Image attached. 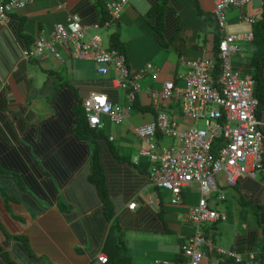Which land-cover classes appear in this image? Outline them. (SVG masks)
<instances>
[{
  "label": "crops",
  "instance_id": "obj_1",
  "mask_svg": "<svg viewBox=\"0 0 264 264\" xmlns=\"http://www.w3.org/2000/svg\"><path fill=\"white\" fill-rule=\"evenodd\" d=\"M214 2L129 0L118 23L109 25L103 0H36L0 23V164L7 173L0 186L9 197L8 208H0V264H101L98 256L107 257L106 264L183 260L182 248L194 231L188 210L198 199L186 203L188 188L182 203L172 206L150 183L152 164L146 158L134 162L144 147L134 128L151 123L160 111L182 121L179 103L162 102L158 92L166 81L183 86L180 77L197 60L218 63L221 37ZM263 13L264 0L229 8L227 33L252 32L253 24L243 20L258 21ZM71 15L84 26L100 25V37L105 34L108 46L125 55L130 69L150 64L156 75L146 74L136 89L122 90L114 85L112 71L101 75L97 63L74 59L63 48L62 63L48 53L40 60L22 58L42 32L48 38L54 25ZM112 37L119 48L112 46ZM234 45L242 61L235 70L252 72L251 41ZM92 93L106 95L125 117L119 125L103 118L104 127L94 138L82 106ZM259 122L264 130V110ZM41 144L47 146L44 152H38ZM221 175L209 198L221 219L202 227L212 247H202V264H264L262 177L239 178L229 187ZM29 182L39 188L38 197L30 193ZM225 188L231 189L228 195L220 191ZM218 193L224 200L215 199ZM149 197L155 206L147 203ZM223 202L224 212L219 209ZM132 203L136 207L129 210ZM17 237L28 242L29 250ZM218 249L233 251L241 262L219 256Z\"/></svg>",
  "mask_w": 264,
  "mask_h": 264
},
{
  "label": "built area",
  "instance_id": "obj_2",
  "mask_svg": "<svg viewBox=\"0 0 264 264\" xmlns=\"http://www.w3.org/2000/svg\"><path fill=\"white\" fill-rule=\"evenodd\" d=\"M36 0H3L0 2V23H5L10 16L23 10ZM108 13V24L116 25L122 10L129 0H103ZM256 0H215L213 16L220 33L218 45V63L211 65L204 60L189 64L190 71L180 79L183 86H176L173 81H166L158 92L162 102L175 101L183 121H178L171 114L160 111L148 124L134 128L135 135L144 144L134 158H146L151 164L150 183L169 194L168 202L172 206L182 203L183 191L196 186L200 197L188 210V221L194 229L193 235L182 248L183 260L178 264H202V247H212L206 240L202 227L221 219L209 206L211 194H216V176L225 175L226 185L233 187L239 178L256 179L264 176L263 136L259 129L262 125L257 119L258 102L254 96V81L251 73H240L233 69L231 58L239 49L237 41H251L252 32L243 35H229L226 31V10L240 9ZM250 25L254 20H243ZM98 24L84 26L76 15L67 18L66 23L55 24L49 37L42 32L34 41L33 48L22 52L24 60H40L45 53L63 62L58 48L78 60L92 61L98 64L97 72L115 74L114 85L122 90L136 89L137 82L146 74L156 75L152 65L133 71L127 65L125 55L115 48L104 49L98 34ZM132 96V95H131ZM84 114L90 128L103 129L101 116H106L113 125L124 122L122 109L110 102L106 95L92 93L83 101ZM186 121L190 127L181 132L179 129ZM203 122L204 128H197ZM233 123L235 126L233 127ZM165 137L177 141V147L161 148L158 142ZM264 188V178L260 181ZM216 200H224L218 193ZM150 206H155L152 197L147 199ZM135 203L128 209L134 210ZM221 257L241 262V257L233 251L217 250ZM101 264H106L107 257L98 256ZM155 264H172L169 261L156 260Z\"/></svg>",
  "mask_w": 264,
  "mask_h": 264
},
{
  "label": "trees",
  "instance_id": "obj_3",
  "mask_svg": "<svg viewBox=\"0 0 264 264\" xmlns=\"http://www.w3.org/2000/svg\"><path fill=\"white\" fill-rule=\"evenodd\" d=\"M252 34H253V39L251 41V49H252L251 54L252 55H251L250 59H251V65L254 68V70L250 73L252 75V79H253L254 84H255L254 96L258 102L256 116H257V119L259 120V116L261 115V111L264 110V75H263L264 64L262 63L264 60V13L261 15V18L258 21H254ZM111 42H112L113 47L119 48L118 41H117L116 37H112ZM217 50H218V45H217ZM261 74H262V76H261ZM83 112H84V110H83ZM84 117H85V114H84ZM180 117H182L181 114H180ZM182 121H183V119H182ZM86 125H87V130H88L89 126H88L87 122H86ZM261 127H262V125L259 127V129H260L262 136H263V145H264V130ZM89 131L93 137L95 135V133L98 131V129L89 128ZM99 135L100 134H98L97 137ZM92 142H94V141H92ZM46 149H47L46 144H41V146H39L38 152H40V151L44 152ZM51 159H54V158H51ZM52 163L53 162L50 161L49 164L52 165ZM263 168H264V158H263ZM56 169H58L56 171H58L59 174L61 172H63L59 168H56ZM3 173H6V172L3 171L2 164H0V178H2ZM15 177H16V179H19L18 176H15ZM262 178H264V176ZM28 185H30V187L34 189V191L36 192L37 195L40 194L39 188L35 189L34 186H32V184L30 182L28 183ZM47 189L49 192H51V187L49 185H47ZM41 195L44 196V194H41ZM7 198L9 199L7 190H5L2 186H0V208L3 209V206L4 207L6 206V208H8V203L7 204L5 203L6 200H8ZM10 198H11V200L14 199L12 197H10ZM10 218L14 219L15 217H13V215H12V217H10ZM21 222H22V220H21ZM12 229H13V231L15 230V228H12ZM17 229L21 230V227H17L16 230ZM16 239L18 241H20V243H22V245L27 250H29L28 249V247H29L28 242L25 239L18 238V237ZM175 264H178V263H175Z\"/></svg>",
  "mask_w": 264,
  "mask_h": 264
},
{
  "label": "rangeland",
  "instance_id": "obj_4",
  "mask_svg": "<svg viewBox=\"0 0 264 264\" xmlns=\"http://www.w3.org/2000/svg\"><path fill=\"white\" fill-rule=\"evenodd\" d=\"M105 36V34H103V38H102V36H101V38H102V43H103V48L104 49H108V48H110L109 46H108V39H106V37H104ZM58 51H59V54H60V56L62 57V59H63V61L65 60V57H66V54L64 53V51L61 49V48H58ZM238 55V54H237ZM236 55V57H235V59L232 57L231 58V61H232V67H233V69L235 70V69H239V68H241V66H242V61H240L239 59L240 58H238V56ZM59 74L61 75L62 74V70L60 69V71H59ZM240 76H243V73L242 72H240ZM103 118H105V119H107L108 120V118L107 117H103ZM102 118V119H103ZM180 118H182V117H180ZM197 128H204V124H203V122H198L197 123ZM233 127L235 126V123H233V125H232ZM190 127V124L188 123V122H186V121H184L183 122V125L181 126V128L179 129L181 132H183V131H185L186 129H188ZM158 144H159V146L161 147V148H169V147H177V141L175 140V139H172L171 137H165V138H162L159 142H158ZM222 175H221V173H219V174H217V179L218 180H220V177H221ZM257 178H258V180L259 179H261L260 178V176L259 175H257ZM220 183V182H219ZM194 187H191V191L189 190V193H185L184 194V197H185V199L184 200H186V203L188 204V205H190V204H192V202L195 200V199H198V196H199V192L196 190V186L195 185H193ZM28 189H29V191H30V193L31 194H33L34 196H37L38 197V195L35 193V191H34V189L33 188H31L30 186H28ZM230 188H225V189H220V191L222 192V194H224V195H228V193L230 192ZM163 192V191H162ZM163 194L164 195H166V196H168V198L167 199H169V194L167 193V192H163ZM215 194H211L210 196H214ZM226 197V196H225ZM197 202V201H196ZM225 202H223V203H219V206H221V207H219V209L220 210H222L223 211V204H224ZM227 204V202L225 203V205ZM43 205V204H42ZM224 212V211H223ZM221 216V215H220ZM219 224H221V226H225L226 224L227 225H229V223L228 222H226V223H219ZM217 237H216V241H217Z\"/></svg>",
  "mask_w": 264,
  "mask_h": 264
},
{
  "label": "clouds",
  "instance_id": "obj_5",
  "mask_svg": "<svg viewBox=\"0 0 264 264\" xmlns=\"http://www.w3.org/2000/svg\"><path fill=\"white\" fill-rule=\"evenodd\" d=\"M252 41V40H251ZM220 42V41H219ZM219 45V44H218ZM217 56H218V50H217ZM217 65V64H216ZM86 118V117H85ZM87 121V120H86ZM88 124V123H87ZM90 128V127H89ZM96 129V128H93ZM98 130H102V129H98Z\"/></svg>",
  "mask_w": 264,
  "mask_h": 264
},
{
  "label": "bare ground",
  "instance_id": "obj_6",
  "mask_svg": "<svg viewBox=\"0 0 264 264\" xmlns=\"http://www.w3.org/2000/svg\"><path fill=\"white\" fill-rule=\"evenodd\" d=\"M104 116H101V123L103 124V120H102V118H103ZM106 117V116H105ZM103 127H104V124H103ZM157 189H159V188H157Z\"/></svg>",
  "mask_w": 264,
  "mask_h": 264
}]
</instances>
